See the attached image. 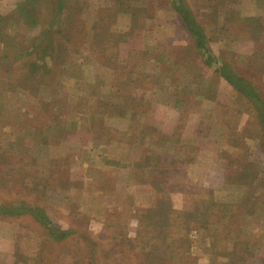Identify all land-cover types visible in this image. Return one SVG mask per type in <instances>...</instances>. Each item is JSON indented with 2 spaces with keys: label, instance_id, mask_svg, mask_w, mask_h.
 I'll use <instances>...</instances> for the list:
<instances>
[{
  "label": "rangeland",
  "instance_id": "1",
  "mask_svg": "<svg viewBox=\"0 0 264 264\" xmlns=\"http://www.w3.org/2000/svg\"><path fill=\"white\" fill-rule=\"evenodd\" d=\"M25 2L0 0V264H264V0H70L41 58Z\"/></svg>",
  "mask_w": 264,
  "mask_h": 264
},
{
  "label": "trees",
  "instance_id": "2",
  "mask_svg": "<svg viewBox=\"0 0 264 264\" xmlns=\"http://www.w3.org/2000/svg\"><path fill=\"white\" fill-rule=\"evenodd\" d=\"M57 4V9L55 10L54 14L51 12V9H46L43 7L41 0H27V2L23 3L27 6V8L23 9L24 13V20L29 25L39 26L40 32L39 35H43L40 38V43L35 46L34 50L38 53V56L41 58L51 52V47L54 44V40L57 39V35L63 37L65 42L66 40V32H58L56 30H51L52 27H56V19L58 15L65 9L66 7H70V0H55ZM28 3V5L26 4ZM56 7H54L55 9ZM54 11V10H53ZM54 27V28H55ZM64 26H60L59 30H64ZM53 29V28H52ZM46 42V43H44ZM58 42V41H57ZM43 43V44H42ZM199 45L198 43H196ZM41 45V46H40Z\"/></svg>",
  "mask_w": 264,
  "mask_h": 264
}]
</instances>
